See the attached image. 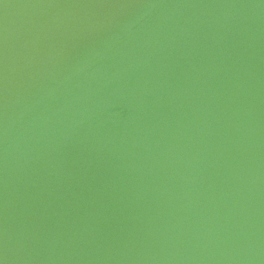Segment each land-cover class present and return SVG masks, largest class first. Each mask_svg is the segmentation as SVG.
I'll return each instance as SVG.
<instances>
[{
  "label": "water",
  "instance_id": "1",
  "mask_svg": "<svg viewBox=\"0 0 264 264\" xmlns=\"http://www.w3.org/2000/svg\"><path fill=\"white\" fill-rule=\"evenodd\" d=\"M0 264H264V0H0Z\"/></svg>",
  "mask_w": 264,
  "mask_h": 264
}]
</instances>
